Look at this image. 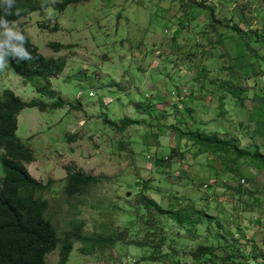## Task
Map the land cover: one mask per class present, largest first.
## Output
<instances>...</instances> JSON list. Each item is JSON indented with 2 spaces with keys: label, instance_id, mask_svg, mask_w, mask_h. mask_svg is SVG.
I'll list each match as a JSON object with an SVG mask.
<instances>
[{
  "label": "rangeland",
  "instance_id": "374dc122",
  "mask_svg": "<svg viewBox=\"0 0 264 264\" xmlns=\"http://www.w3.org/2000/svg\"><path fill=\"white\" fill-rule=\"evenodd\" d=\"M50 1L33 0L37 8L9 28H22L43 55L65 57L49 77L63 104L22 107L15 133L32 151L29 173L49 180L38 194L58 235L80 220L82 233L113 240L102 247L73 241L65 264H176L175 252L186 264H202L203 257L197 263L189 257L198 243H209L207 251L217 256L237 245L241 264H264L248 255L254 245L264 251V162L193 154L197 146L170 128L234 137L241 149L264 156V0H78L62 9ZM241 21L263 22V46L242 43L246 63L231 68L241 72L233 75L235 60L218 41L237 35L227 23ZM2 62L0 92L10 88L22 100L46 104L55 98ZM68 170L98 180L67 196ZM146 197L162 207L191 203L217 222L205 227L203 220L188 233L147 210ZM58 246L45 254V264L56 262ZM156 248L160 255L151 257Z\"/></svg>",
  "mask_w": 264,
  "mask_h": 264
},
{
  "label": "trees",
  "instance_id": "16d2710c",
  "mask_svg": "<svg viewBox=\"0 0 264 264\" xmlns=\"http://www.w3.org/2000/svg\"><path fill=\"white\" fill-rule=\"evenodd\" d=\"M70 1L78 0H51L50 3L54 7L62 9ZM193 1L199 5L205 4L204 0ZM35 8H37V4L33 0H15L11 14H6L3 0H0V18L11 23ZM17 10H19V15H16ZM11 30L18 32L24 39L9 38L4 29L0 28V57H2V61H6L22 78L31 81L36 91L49 97L55 96V98L46 104L35 98L27 101L22 100L10 88H3L0 92V264H45V254L54 249L57 244H59L58 256L54 264H65L73 241L89 242L102 247L106 243H112L113 240L108 237H96L97 234H92V232L82 233L80 220L72 223L64 230L63 235L59 236L54 223L45 215L47 201L38 192L47 188L49 180L42 182L34 178L27 170L25 162L32 160L33 154L29 146L21 141L15 133L16 115L24 106L36 105L43 108L45 105L55 107L63 104L60 96L55 95V90L49 86V77L60 72L65 63V57L62 55L45 56L38 51L37 46L22 28ZM51 45L57 47L60 43L51 42ZM19 48L30 52L33 59H22L21 54L17 52ZM170 128L180 139L189 140L197 146L193 154L211 151L216 156L224 155L230 162H235L239 157H247L253 161L256 160L257 162H254L259 167L264 162L263 155L255 151L249 152L241 149L234 137H219L215 133H207L199 128L184 130L173 124ZM167 155L170 156L172 153L169 152ZM226 166L229 170L233 169L228 163ZM97 180L98 177L92 174L79 170H68L62 190L67 196L81 194ZM237 190H240L239 186ZM255 200L256 198H253L251 201ZM143 202L147 210L152 208L155 212L165 215L188 233L191 231L195 233L194 226L203 220L206 222L205 227L214 220L217 222L216 217H212L202 207H195L191 203L162 207L150 197L144 198ZM154 226L148 227L146 232L152 231ZM190 227L192 228L190 229ZM146 235L145 233L144 237L147 238ZM170 239L172 240V237ZM208 245L210 244H196L189 251V257L196 263L203 257L202 264L242 263L237 254L239 251L242 253L239 246L224 248V253L217 256L209 250L207 251ZM85 251L87 250L85 249ZM160 252L161 250L156 248L155 254L151 257L159 256ZM248 255L264 260V251L255 245L250 249ZM173 256L176 264H186V260H178L176 252ZM245 264L248 263L245 262Z\"/></svg>",
  "mask_w": 264,
  "mask_h": 264
},
{
  "label": "crops",
  "instance_id": "0c3cea01",
  "mask_svg": "<svg viewBox=\"0 0 264 264\" xmlns=\"http://www.w3.org/2000/svg\"><path fill=\"white\" fill-rule=\"evenodd\" d=\"M253 1L256 2L255 0H253ZM259 2H262V1L260 0ZM227 26L228 27H231V29L237 35L233 36L232 34H230L229 37H227V39L226 38L225 39H220V41H218V43L222 45V48L224 49V53L226 55L232 57L233 60H235L234 62H232V63L229 64L230 70H229V73H228V74L235 75V74H239L241 72L239 71V69L237 71H233V70H231V68L236 67V65L239 68H241L246 63L243 59H241V51L243 50L242 43H245L246 44L245 45V49L248 48V47H251V46H255L254 44H257V43H260L261 44V40L260 39H262V35H261V29H260V27L263 26V22L259 26H257V24H249V23L242 22V21H241V23H239V22H231V23H229L228 22L227 23ZM250 27L253 28V30H251V32L249 31V28ZM244 33H246V35ZM237 36L242 37V38L245 37L247 40L246 39L237 40L236 39ZM257 38H258V40H257ZM252 39H253V41H252ZM251 41L254 42L253 45H251ZM231 61H232V59H231ZM205 69L206 68H204V71H205ZM232 80L233 79H230L229 78L226 81H227V83L234 84L232 82ZM184 89H185L184 87L183 88H178L177 91H175V92L176 93H179L180 91H184ZM230 89H232V90L234 89L233 85H232V88H230ZM180 96H181V94H180ZM177 100L178 101L174 102V104H173V105H176V107L178 106V104H180L179 103L180 99L177 98ZM220 101H222V100H220Z\"/></svg>",
  "mask_w": 264,
  "mask_h": 264
},
{
  "label": "clouds",
  "instance_id": "9594fccd",
  "mask_svg": "<svg viewBox=\"0 0 264 264\" xmlns=\"http://www.w3.org/2000/svg\"><path fill=\"white\" fill-rule=\"evenodd\" d=\"M15 3V0H3V6L5 7L6 10V14H11V9L13 8ZM19 10H17L16 15H19ZM8 24L9 21L3 18H0V28H3L6 35L9 38L15 37L17 39L23 40L24 37L20 36L18 32L12 31L11 29L8 28ZM13 25V27L16 26L15 22L11 23ZM17 52H19L21 54V58L22 59H26V60H31L33 59L32 55L30 52H25L23 48H19L17 49ZM7 66V64L2 62V57H0V70H3L5 67Z\"/></svg>",
  "mask_w": 264,
  "mask_h": 264
},
{
  "label": "built area",
  "instance_id": "2783aa9c",
  "mask_svg": "<svg viewBox=\"0 0 264 264\" xmlns=\"http://www.w3.org/2000/svg\"><path fill=\"white\" fill-rule=\"evenodd\" d=\"M88 94H91V91H88ZM241 180H242V178H241Z\"/></svg>",
  "mask_w": 264,
  "mask_h": 264
},
{
  "label": "water",
  "instance_id": "95a60500",
  "mask_svg": "<svg viewBox=\"0 0 264 264\" xmlns=\"http://www.w3.org/2000/svg\"><path fill=\"white\" fill-rule=\"evenodd\" d=\"M126 194H128V191H126Z\"/></svg>",
  "mask_w": 264,
  "mask_h": 264
}]
</instances>
